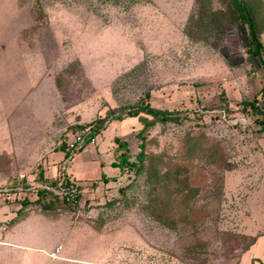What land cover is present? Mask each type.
I'll list each match as a JSON object with an SVG mask.
<instances>
[{
    "label": "rangeland",
    "instance_id": "rangeland-1",
    "mask_svg": "<svg viewBox=\"0 0 264 264\" xmlns=\"http://www.w3.org/2000/svg\"><path fill=\"white\" fill-rule=\"evenodd\" d=\"M199 1L0 0V145L16 146L17 133L24 149L8 161L39 156L13 179L39 182L77 127L108 110L149 104L182 118L145 129L140 118H152L143 113L107 123L87 153L94 167L79 206L52 197L45 208L21 204L56 217V229L36 224L28 234L46 248L59 242L73 261L21 248L8 260L243 264L264 233V70L227 66L215 45L235 40L236 27L202 28ZM211 2L212 12H228V0ZM260 41L264 48V32ZM254 99L260 108L245 104ZM115 140L126 143L123 168Z\"/></svg>",
    "mask_w": 264,
    "mask_h": 264
},
{
    "label": "crops",
    "instance_id": "crops-1",
    "mask_svg": "<svg viewBox=\"0 0 264 264\" xmlns=\"http://www.w3.org/2000/svg\"><path fill=\"white\" fill-rule=\"evenodd\" d=\"M234 37L235 40L226 42V44L223 45L219 50V55H221L222 58L226 61L227 66L230 69H233L236 67H243L245 64H249L252 70L255 71L261 70L260 64L254 58L245 57L246 55L245 51L250 43L249 32L246 26L236 27ZM37 114L38 112L36 111L35 116H37ZM46 121L47 119L45 118V120L42 119L38 123L36 124L34 123V126L36 127V131L40 129L42 125L46 123ZM38 132L39 131H37L36 133ZM11 135L13 137V141H15V143L17 144L16 146L5 147L3 146V144L5 145V143L2 141H1L2 144L0 145V158H3L2 159L3 164L0 163V191L3 190L4 188H10V185H12L13 183L12 175L15 176L17 171L21 172V174L28 171L31 165H33V163L39 158L38 154L30 157V159L29 158L23 159L22 157L18 158L17 155V158L14 160V162L12 161L9 162L8 158L14 155V152L16 150L19 153L22 149H24L23 140H21L22 137L19 139L17 133ZM38 148L39 150L36 152H38L39 154L40 152H43V150L40 151L41 147ZM91 148L88 152L92 151ZM60 152L61 154L59 158L57 159L51 158L50 161L47 163L50 164L49 166L45 164L46 165V167H44L45 172L43 174V178L41 179V181L35 183L33 177H32L33 179L32 182L31 179L28 180H30V182L34 184H47V183L54 184L55 177L59 173L58 171L60 167L64 164V160L66 159V155L64 151H60ZM87 153H79L71 161L66 163L67 168H69L67 171L68 178H69V170L71 169L70 174L73 175L72 177L74 179L79 181L76 183L81 187L83 185L85 186L86 183L85 180L83 179L92 176V170H93L92 168L94 167V165L92 164L93 157L92 156L87 157ZM84 154L85 156L83 157ZM48 156L52 157V155H48ZM42 157L43 155L40 154V158ZM28 160L29 162L30 161L31 162L26 164V161ZM16 162L17 164H20L22 166L21 167H18V165L14 166ZM53 164L57 166H53ZM49 172H51L52 174L50 175ZM74 179H72V181ZM22 197L23 196L17 194H11L8 196L7 199V196L5 194H0V264H14V263L29 264V262L26 261L28 257L26 258L24 256L15 258L14 260H8L9 256L7 253L8 250L10 251L12 248H21L28 250L30 252L40 253L46 256L49 259V262L52 260L62 261V262L73 261V260H68V258L62 254L63 247L57 254V258L50 257L49 254L55 251V249L58 247L59 242L50 248H46L47 246L46 240H44L42 236L37 234L38 236L30 237V235L28 234L30 233L28 227L30 226L32 227V225L41 224L56 229L55 226L56 222L53 219L56 217L53 216L52 219H50L52 221H47L43 219L44 217L47 216L33 215L31 214L30 208H22L23 205L21 204L23 201L34 202L38 198L36 192L27 193L25 199H23ZM17 200L21 202L19 203L17 202ZM5 201H11L12 203L11 202L7 203ZM87 264H92V263L89 262ZM243 264H264V233L257 235L254 241L250 244V246L243 255Z\"/></svg>",
    "mask_w": 264,
    "mask_h": 264
},
{
    "label": "trees",
    "instance_id": "trees-1",
    "mask_svg": "<svg viewBox=\"0 0 264 264\" xmlns=\"http://www.w3.org/2000/svg\"><path fill=\"white\" fill-rule=\"evenodd\" d=\"M201 1V2H200ZM200 17L199 20L196 21L200 24L202 28H210L214 27V29L218 28L220 30L227 29L231 25L234 27L246 26L249 32L250 43L248 48L246 49L248 52V57L254 58L261 66V69L264 70V48L261 43V35L264 32V24L261 23V15H260V7L262 6V0H228L229 6L228 12L223 10L224 12H212V2L211 0H200ZM190 37L193 36V32L189 34ZM193 38V37H192ZM221 40L216 41V45L218 49L223 45H220ZM261 96L264 97V91H262ZM257 101H252L249 103H245L246 105L251 106L252 108H260L257 106ZM145 114L146 116H150L152 118L151 121L146 118H140V121L143 123L144 129L152 126L157 122H176L179 123L181 121L179 113L174 111H166L159 110L149 106V104L143 106H137L134 108L126 107L108 110L104 117H98L95 120L89 122L85 127L78 126L77 130L88 128V136L96 137L99 135L101 131L105 130L106 124L113 121H122L126 117H135L139 114ZM264 115V108H263ZM261 128L260 131L264 132V120H260L257 122ZM79 131V130H78ZM118 143V150H124L119 155V163L116 164V167L123 168L124 165H127V149L126 143L120 142L119 140H115ZM143 144L140 145L141 152L140 156L143 155ZM61 151H64V145L61 147ZM122 164V165H120ZM38 180V179H37ZM41 181V178H40ZM38 198L34 201L38 205L43 206L44 208L48 206L46 204L47 197H52L54 200H59L55 196H53L49 191L45 189H39L36 191ZM26 198V197H25ZM23 198V199H25Z\"/></svg>",
    "mask_w": 264,
    "mask_h": 264
},
{
    "label": "built area",
    "instance_id": "built-area-1",
    "mask_svg": "<svg viewBox=\"0 0 264 264\" xmlns=\"http://www.w3.org/2000/svg\"><path fill=\"white\" fill-rule=\"evenodd\" d=\"M88 132V128L79 130L64 142L66 159L55 177L54 184H34L28 179L16 177L13 179L10 188H4L0 191V194H5L7 199L11 194H17L25 198L27 193H35L39 189H45L66 205L70 207L79 206L81 204L79 185L68 178L66 163L71 161L79 153H87L95 145L96 137H89ZM61 249L62 247L58 246L55 251L49 254L50 257L57 258V254Z\"/></svg>",
    "mask_w": 264,
    "mask_h": 264
}]
</instances>
